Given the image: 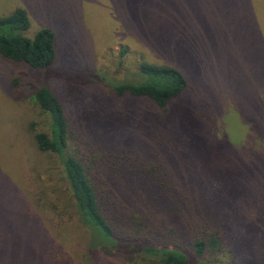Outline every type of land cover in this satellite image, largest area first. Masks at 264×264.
<instances>
[{
    "label": "rangeland",
    "instance_id": "obj_1",
    "mask_svg": "<svg viewBox=\"0 0 264 264\" xmlns=\"http://www.w3.org/2000/svg\"><path fill=\"white\" fill-rule=\"evenodd\" d=\"M18 7L30 16L29 37L55 32L56 58L35 69L0 53V264H88V233L73 216L61 162L33 139L32 124L49 129L35 98L43 86L62 103L74 148H97L101 163L100 146L142 149L140 159L164 164L192 203L203 200L189 224L220 237L210 257L264 264V0H0V15ZM144 61L187 78L166 109L117 96L106 82L134 79ZM245 81L263 103L254 120L238 96ZM20 148L47 184L45 202L23 180ZM52 198L68 225L51 224ZM99 257L133 264L123 253Z\"/></svg>",
    "mask_w": 264,
    "mask_h": 264
},
{
    "label": "trees",
    "instance_id": "obj_2",
    "mask_svg": "<svg viewBox=\"0 0 264 264\" xmlns=\"http://www.w3.org/2000/svg\"><path fill=\"white\" fill-rule=\"evenodd\" d=\"M30 24V16L23 7L0 15V53L35 69L47 68L56 58L55 32L45 27L31 38L27 35ZM106 82L117 96L148 98L164 109L188 86L186 76L178 68L145 61L134 79ZM245 82L238 96L246 119L254 120L263 112V103H257L253 87ZM35 98L50 120L48 130H39L32 124L35 146L39 153L61 162L73 216L88 233V264H101L99 252L123 253L133 264H219L209 252L220 250V237L202 235L201 230L189 224V219L194 218L191 214L202 215L203 200L192 203L185 189L180 188V181L171 177L164 164L140 159L143 150L135 146H100L102 163L94 156L97 148L95 151L75 147L76 152L60 100L48 86L40 87ZM21 150L22 175L27 181L23 180L36 194L32 195L45 202L47 184L38 175H31V154ZM49 203L52 225L70 222V217L66 221L61 218L58 202L54 203L52 198ZM206 222L210 223L208 218ZM54 260L63 263L65 258L55 253Z\"/></svg>",
    "mask_w": 264,
    "mask_h": 264
}]
</instances>
